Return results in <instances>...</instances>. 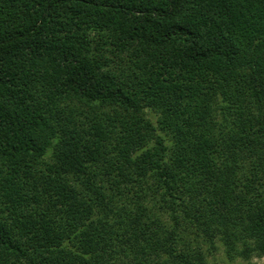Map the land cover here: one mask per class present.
<instances>
[{
  "label": "trees",
  "instance_id": "obj_1",
  "mask_svg": "<svg viewBox=\"0 0 264 264\" xmlns=\"http://www.w3.org/2000/svg\"><path fill=\"white\" fill-rule=\"evenodd\" d=\"M264 257V0H0V264Z\"/></svg>",
  "mask_w": 264,
  "mask_h": 264
},
{
  "label": "rangeland",
  "instance_id": "obj_2",
  "mask_svg": "<svg viewBox=\"0 0 264 264\" xmlns=\"http://www.w3.org/2000/svg\"><path fill=\"white\" fill-rule=\"evenodd\" d=\"M210 264H264V257L263 258H252L249 261H243V260H236V261H229L224 252L218 251L215 254V257H210Z\"/></svg>",
  "mask_w": 264,
  "mask_h": 264
}]
</instances>
